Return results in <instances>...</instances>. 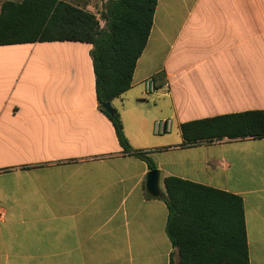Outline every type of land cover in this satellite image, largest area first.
I'll use <instances>...</instances> for the list:
<instances>
[{
	"label": "crops",
	"instance_id": "crops-1",
	"mask_svg": "<svg viewBox=\"0 0 264 264\" xmlns=\"http://www.w3.org/2000/svg\"><path fill=\"white\" fill-rule=\"evenodd\" d=\"M62 1L97 18L104 8ZM91 49L0 46V264L177 261L167 177L241 197L249 264H264V138L182 146L181 133L184 123L264 111V0H158L131 89L111 102L132 149L160 172L158 198L147 196V163L123 153L99 107ZM165 120L171 131L156 134Z\"/></svg>",
	"mask_w": 264,
	"mask_h": 264
},
{
	"label": "trees",
	"instance_id": "trees-1",
	"mask_svg": "<svg viewBox=\"0 0 264 264\" xmlns=\"http://www.w3.org/2000/svg\"><path fill=\"white\" fill-rule=\"evenodd\" d=\"M158 0H105L100 17L62 0L6 1L0 13V46L79 41L92 46L96 96L125 154L157 170L147 153L132 149L120 114L103 108L131 89L145 51ZM101 21L104 26L101 25ZM182 146L213 141L263 139L264 111H248L181 125ZM168 208L166 232L177 261L169 264H249L241 197L177 177L164 179ZM149 198L150 195L147 194Z\"/></svg>",
	"mask_w": 264,
	"mask_h": 264
},
{
	"label": "water",
	"instance_id": "water-1",
	"mask_svg": "<svg viewBox=\"0 0 264 264\" xmlns=\"http://www.w3.org/2000/svg\"><path fill=\"white\" fill-rule=\"evenodd\" d=\"M104 110L109 114H113V107L111 103H106L103 106ZM160 172L159 170H153L148 173L146 181L147 193L155 198L161 197L162 193L159 188Z\"/></svg>",
	"mask_w": 264,
	"mask_h": 264
},
{
	"label": "built area",
	"instance_id": "built-area-1",
	"mask_svg": "<svg viewBox=\"0 0 264 264\" xmlns=\"http://www.w3.org/2000/svg\"><path fill=\"white\" fill-rule=\"evenodd\" d=\"M145 89L147 94H153L156 92V86L153 81V79H148L145 82ZM155 133L156 134H165L167 132H170L172 129V121L165 120V121H159L155 123ZM5 220V213L0 208V224Z\"/></svg>",
	"mask_w": 264,
	"mask_h": 264
},
{
	"label": "rangeland",
	"instance_id": "rangeland-1",
	"mask_svg": "<svg viewBox=\"0 0 264 264\" xmlns=\"http://www.w3.org/2000/svg\"><path fill=\"white\" fill-rule=\"evenodd\" d=\"M0 1H5V0H0ZM13 1L20 2L21 0H13ZM101 4L104 6L105 3H103V1L101 0ZM101 24H102V26H104L103 22ZM176 135H177V130L174 128V130L170 134L165 135V138H169V137L175 138Z\"/></svg>",
	"mask_w": 264,
	"mask_h": 264
}]
</instances>
